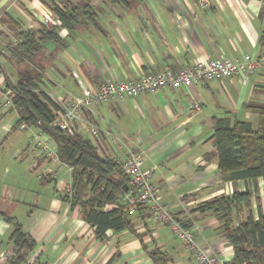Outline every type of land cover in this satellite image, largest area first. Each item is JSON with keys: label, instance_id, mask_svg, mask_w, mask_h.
I'll return each mask as SVG.
<instances>
[{"label": "crops", "instance_id": "crops-1", "mask_svg": "<svg viewBox=\"0 0 264 264\" xmlns=\"http://www.w3.org/2000/svg\"><path fill=\"white\" fill-rule=\"evenodd\" d=\"M51 1L62 4V0L47 2ZM88 2L93 21L80 20L72 31L62 24L53 27L60 42L47 41L33 60L16 61L18 32L37 30L40 14L51 11L40 0H0V98L10 90L8 84L25 76L39 75V90L54 100L69 99L107 81L176 71L208 58L264 53L260 44L264 9L258 0H207L206 8L197 0H131L129 6L108 0ZM263 87L264 63L246 78L165 87L134 99L93 105L83 111L84 123L68 134L90 140L101 157L119 164L123 148L114 140L137 144L142 168L149 170L158 187L161 205L187 225L199 246L228 262L233 251L222 223L196 207L251 184L221 181L210 139L212 119L229 112L256 129L258 117L246 106L254 99L264 103ZM194 102L200 108L190 113ZM17 119L13 107L0 109V214L13 218L34 241L28 258L39 264H156L150 255L156 253L164 264H197L169 227L150 212L145 218L130 217L132 231L107 230L105 240L96 238L78 207L62 199L71 176L56 158L55 142L46 134L40 135L41 140H28L25 133L21 134L25 140H9L18 134L17 128H29H13ZM260 182L258 195L261 187L264 192ZM110 208L106 205L104 210ZM243 213L233 214L235 226L244 219ZM12 229L0 215V257L13 250ZM0 264L8 262L0 258Z\"/></svg>", "mask_w": 264, "mask_h": 264}, {"label": "trees", "instance_id": "trees-1", "mask_svg": "<svg viewBox=\"0 0 264 264\" xmlns=\"http://www.w3.org/2000/svg\"><path fill=\"white\" fill-rule=\"evenodd\" d=\"M47 1L40 0L68 31H72L80 20H94L93 7L88 0H72L75 3L66 0V3L61 1V5ZM108 1L129 6L131 0ZM16 24L14 22L15 26ZM17 38L19 40L14 50L16 54L14 52L13 56L16 61L33 60L47 41L60 42L54 28L41 24L35 31L18 32ZM260 44L264 47V32L260 37ZM38 76L21 77L15 84H8L13 92L12 107L18 114L13 128L22 124L34 126L55 142L56 158L70 168L71 176L70 190L62 199L71 207H78L80 217L93 228L96 238L105 240L107 230L132 231L130 217L136 215L145 218L149 211L145 205L139 204L135 207V213L130 215L127 205L120 201L126 191L116 184V180L128 182L121 164L112 158L101 157L90 140L52 126L54 116L59 114L58 105L56 100L39 90ZM252 102L245 106L258 117L256 129H253L251 123L239 121L227 112L224 117L212 119L210 136L216 150L221 181H242L250 183L251 187L213 197L196 207V211L211 212L222 223L225 240L233 251L231 260L226 264H264V208L263 199L258 195L259 180H262L264 190V104ZM106 205H111L112 208L104 210ZM242 210L246 211V215L235 226L232 216ZM0 215L4 221L13 225L9 236L13 250L8 264L27 261L29 252L35 246L34 241L13 218ZM180 224L187 228L186 224ZM150 255L156 264H164L156 253Z\"/></svg>", "mask_w": 264, "mask_h": 264}, {"label": "built area", "instance_id": "built-area-1", "mask_svg": "<svg viewBox=\"0 0 264 264\" xmlns=\"http://www.w3.org/2000/svg\"><path fill=\"white\" fill-rule=\"evenodd\" d=\"M258 1L264 9V0ZM197 4L202 8L208 6L207 0H197ZM40 23L48 28L61 25L60 19L50 12L40 14ZM262 63H264V53L258 57H251L245 54L239 59L215 57L202 61L197 60L176 71L163 69L144 74L136 79L103 82L95 90L84 88L79 97L57 99L59 114L54 116L52 126L66 133H71L77 126L84 123L83 111L93 105L114 103L125 98L134 99L141 94L153 93L165 87H190L201 82L231 79L234 76L246 78L257 70ZM12 97L13 92L11 90L7 92V95L2 94L0 109L2 107H12ZM199 108V103L194 102L190 107V113L196 112ZM20 127H25V125L22 124ZM91 131L95 134L97 129L93 128ZM33 139L41 140V136L35 135ZM117 139L114 141L123 148L121 168L123 174L128 178V189L123 193L120 201L127 205L128 213L130 215L134 214L137 205H145L155 219L169 227L172 234L181 242L197 264H226V261L220 259L215 252L209 248L199 246L194 239L192 231L182 226L161 205L158 187L151 182L149 170L142 168V152L139 150L138 145H129L123 140ZM42 148L46 149V144H43ZM68 170L70 171V168ZM69 190L70 186L65 189L64 194L68 193ZM9 257V253H4L0 258L3 261H8ZM20 264H38V262L34 258H29Z\"/></svg>", "mask_w": 264, "mask_h": 264}, {"label": "rangeland", "instance_id": "rangeland-1", "mask_svg": "<svg viewBox=\"0 0 264 264\" xmlns=\"http://www.w3.org/2000/svg\"><path fill=\"white\" fill-rule=\"evenodd\" d=\"M58 1V0H57ZM62 1H64V0H62ZM61 1H59V3H60ZM62 3V2H61ZM54 4H58V3H55L54 2ZM51 13V12H50ZM53 14V13H52ZM48 28V27H47ZM53 28V27H52ZM10 29V28H9ZM21 29H23V28H21ZM19 30H20V28H19ZM7 31V30H6ZM15 32V34H16V32L17 31H14ZM17 46V45H16ZM254 96H257V97H260V95L258 96L257 95V93H256V95H254ZM260 100V99H259ZM252 103H257V104H264L263 102H260V101H255V99H254V102H252ZM35 130L33 133H31L30 135H29V131H31V130ZM17 132L16 133H18V134H15L16 135V137L14 138V136L11 138V139H9V140H25V137H22V135L21 134H23V133H25V134H27L26 136H28V140H32L33 139V137L35 136V135H42V133L38 130V128H36V127H34V126H29V128H28V130H19V128H17ZM260 184H261V182H260ZM262 185V184H261ZM260 185V186H261ZM261 189V194L259 193V195L263 198V200H264V192L262 191V187L260 188ZM263 207H264V202H263ZM246 213H243L242 215L244 216Z\"/></svg>", "mask_w": 264, "mask_h": 264}, {"label": "water", "instance_id": "water-1", "mask_svg": "<svg viewBox=\"0 0 264 264\" xmlns=\"http://www.w3.org/2000/svg\"><path fill=\"white\" fill-rule=\"evenodd\" d=\"M116 184L121 187L122 190L127 191L128 185L123 180H116Z\"/></svg>", "mask_w": 264, "mask_h": 264}]
</instances>
